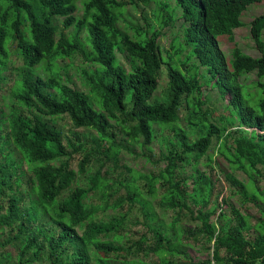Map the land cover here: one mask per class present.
I'll use <instances>...</instances> for the list:
<instances>
[{
	"label": "trees",
	"instance_id": "16d2710c",
	"mask_svg": "<svg viewBox=\"0 0 264 264\" xmlns=\"http://www.w3.org/2000/svg\"><path fill=\"white\" fill-rule=\"evenodd\" d=\"M76 1L82 4V16L75 15ZM148 1L151 0H145ZM174 1L185 27L182 42L172 44L163 57L158 44L160 30L147 33V29L139 28L131 36L118 26L121 11L135 5V0H0V82L7 68L9 47L20 51L26 67L13 90L19 106L13 105L4 119L0 111V199L6 198V206L0 204L4 210L0 230L8 232L0 241V249L12 247L15 264H33L42 257L49 264H150V256L157 258L154 264H169V258L184 256L186 251L175 234L182 210L196 224L184 229L183 235L201 243L202 250L211 254L210 259L199 264H264V219L252 225L249 214L226 199L219 202L218 196L215 208L209 210L214 184L196 168L215 136L218 152L231 170L225 180L233 193L255 206H264L263 190L255 183L262 176L258 167L264 166V14L250 22V35L259 56L247 55L234 40V30L242 26L240 16L247 6L263 0ZM32 3L38 8L34 9ZM168 9L166 3L159 2L156 20L160 28L172 21ZM56 18L63 19V31L57 39ZM218 37H226L232 44L230 66ZM72 56L87 65L80 73L90 95L65 84L59 75V61ZM192 58L205 69L206 84L227 100L229 117L222 127L209 122L202 110L205 103L198 67H186ZM162 66L167 90L162 98H153ZM41 71L48 76L36 75ZM252 72L257 78L252 85L261 96L255 92L246 94L245 99L244 85L239 80ZM181 111L185 113L184 120ZM60 116H67L76 129L94 131L95 136L73 133L76 144L68 140V151L53 120ZM119 116L132 123L127 131L131 139L138 142L142 138L139 144L145 147L160 137L164 128L171 133L170 138L162 136L167 151L163 156L165 166L158 178L149 180L150 193H154V181H158L165 194L160 204L175 211L167 231L156 223L155 214L140 198L136 186L128 185L124 202L115 203L105 194L107 178L98 172L90 177L88 189L76 186L60 199L71 189L76 175L85 173L90 153L78 163L77 171L68 163L83 145L103 148L107 161L114 160L120 143L112 121L119 122ZM4 123L8 125L6 135L2 134ZM16 152L31 166L26 190L20 189V177L10 184L16 176ZM190 161L194 162L192 188L187 192V181L179 177V170ZM235 170L247 175L248 182L238 180L233 175ZM9 185L22 192L4 195ZM92 191L99 204L86 201ZM134 203L142 205L149 217V223L144 225L150 235H141L132 242L128 246L132 259L119 262L117 257L127 251L119 245V231ZM223 205L232 216L225 224L220 222ZM109 209L118 213L111 215ZM260 211L264 216V210ZM98 214L102 217L97 218ZM214 216L216 220L212 222ZM90 252L98 257L92 258ZM11 259L12 254L6 251L0 264Z\"/></svg>",
	"mask_w": 264,
	"mask_h": 264
},
{
	"label": "rangeland",
	"instance_id": "374dc122",
	"mask_svg": "<svg viewBox=\"0 0 264 264\" xmlns=\"http://www.w3.org/2000/svg\"><path fill=\"white\" fill-rule=\"evenodd\" d=\"M162 1L169 6L168 13L172 16V21L167 23V26L160 28L156 20V15L159 12V2ZM160 1H148L145 0H135V5L126 6L119 16L118 26L127 31L131 36L134 35L137 29H147V33H151L154 30H160V37L158 38V44L161 47L163 57L166 56V51L170 50L172 44L178 46L182 42L183 31L185 24L181 17V11L175 6L174 0H160ZM34 9L38 8V4L32 3ZM76 12L75 15L82 16V4L80 1H76ZM264 14V0L258 4H251L247 6L246 10L240 16L242 26L234 30V40L237 46L247 55L252 57L259 56L255 44L250 35V22L256 16ZM25 15V14H24ZM167 14L163 15L165 18ZM62 18L54 19V24L57 29L56 39L59 36V33L62 30ZM169 20V19H168ZM146 24L149 26L147 27ZM70 29L65 31V34L68 35ZM264 42V31L262 36ZM219 45L224 52L228 66H230L231 55L229 54L232 44L229 43L226 37H218ZM20 51L9 47L8 48V59L6 70L2 73V78L0 82V111L2 112V118L4 119L5 114L10 113V109L13 105L19 106L14 100V86L20 80V75L23 71L26 70V67L23 64ZM186 52L181 56L182 58ZM119 57V54L117 53ZM198 67L199 72V81L202 84L203 90V101L205 105L202 110L205 112L206 117L209 122L213 123L217 127H222L224 124V119L229 117V111L226 109L227 100L221 99L218 91L215 88H212L209 84H206L208 79L205 69L199 67L198 62L192 58L186 65L189 69L191 66ZM60 71L59 75L63 82L72 88H75L87 95L89 94V87L82 78L80 73L83 69H87V65L81 61L76 56L60 60L59 61ZM34 72V71H33ZM32 72V73H33ZM45 72V71H44ZM36 72V75L40 74L42 77L48 76L47 73ZM257 78L255 72H252L246 76L240 78V83L243 86V95L244 98H247L246 94L258 95L261 96L260 90H255V84L252 85L253 81ZM264 82V79H263ZM167 76L165 67L162 66L158 74V87L156 92L153 95H156L158 98H162L165 95L167 90ZM254 86V87H253ZM26 116L29 114L24 113ZM232 115L237 120L236 112L232 110ZM180 117L184 120L185 113L184 111L180 112ZM50 117L44 116V119H49ZM56 128L61 132L64 145L68 144V140L71 143L76 144V141L72 137L73 133L83 134L86 137H94L95 133L92 130H87L83 128L76 129L70 122V119L67 116H60L53 118ZM238 122V121H237ZM114 126L113 132L116 135V141L120 143V148L115 156L114 160L107 161L106 155L102 152L103 148H95L91 144L83 145L82 150L75 153L73 158L68 162L70 168L74 171L78 169V163L83 159L84 155L90 153L89 162L85 167L84 174H77L76 179L71 187V189L61 195L60 199L65 198L70 191L75 189L76 186L88 189L90 187V177L95 175L97 172L101 177L107 178V185L105 186V194L110 197L111 201L115 203H122L126 197V187L130 184H133L138 188V194L140 198L148 202L150 208L156 216V223L160 225L165 231L168 230L169 224L172 222L173 217L175 216V211L171 209H165L160 204L161 200L165 197L164 190L159 186L158 181H154V193H150L149 180H155L158 178L159 174L165 166L163 161V156L166 154V144L163 142L162 136L165 138H170V131L168 128H164L160 133V137L156 140H153L149 146L140 145L142 138L138 139V142H134L131 137L127 134L128 128L132 125L130 121H123V118L119 116V122L112 121ZM235 125H237L235 123ZM7 123L2 126V134L6 135L8 133ZM232 127L229 126L228 130L232 132ZM229 146H233L232 140L227 139ZM106 147V146H105ZM13 148V146H12ZM219 142L216 137L212 138L211 146L206 154L202 157L199 163L196 165V168L202 172L212 183L214 184V191L212 194L210 204L208 209L215 208V199L218 196V201L221 199H226L227 202L231 203L240 210L242 213L249 214V222L254 225L257 222V219H264V216L260 209L264 210L263 205L255 206L254 203L244 201L240 196L235 195L228 183L225 180V174L230 173L231 170L228 166V163L225 161L219 152ZM68 151H71V148L67 145ZM15 167H16V176L10 182L14 184V181L17 177H20L22 184L20 186L21 190H26L27 180L32 176V173L29 171L30 165H28L24 160H20V155L16 152L14 156ZM194 162L190 161L189 164L182 165L181 170H179V177L184 178L187 181L186 191L190 192L192 188V177ZM258 169L261 171L262 176H259L255 179L256 185H258L264 194V166H259ZM233 175L243 183H247V175L242 171L235 170ZM16 186L13 188L7 187L4 189V195L9 196L11 193L20 194L22 191ZM251 191V189H250ZM95 193L92 191L87 194L86 201L92 204H99L100 200L96 198ZM264 199V197H262ZM0 199V204L6 206V198ZM125 202L123 204L124 210L127 209L128 205ZM195 209L192 205L190 206ZM224 211V217L221 219V223H226L232 218L230 210L226 206H222ZM109 214H117L113 209L107 210ZM143 206L139 203H134L129 208V212L122 224L119 234L122 235V239L119 242V245L122 246L126 251V254H120L117 257L119 262H124L126 259H132V252L128 251V246L138 240L141 235L149 236L150 232L148 227L144 224L149 223V217L144 213ZM4 215V210L0 209V218ZM102 217L98 214L97 218ZM212 222L216 220V216L211 218ZM231 221V220H230ZM232 223V222H230ZM155 224V223H154ZM195 223L191 220L190 215L186 210H182L180 213V222L176 225L175 234L177 242L185 248L184 256H177L169 258V264H199L206 259L211 258L210 251L202 250L200 246L201 243H194L193 240L187 239L184 234V229L194 228ZM4 230V228H3ZM0 230V241L8 236L6 230ZM106 238L103 237V240ZM150 244V240H148ZM91 250V249H90ZM93 250V247H92ZM8 251L12 254V259L4 264H15L16 256L15 251L12 247H7L5 250L0 249V257L4 256L5 252ZM91 257H98L95 253L90 252ZM95 260L92 261L94 263ZM148 263L154 264L158 263V260L154 256L147 258ZM27 264V263H24ZM33 264H49L48 260L45 257Z\"/></svg>",
	"mask_w": 264,
	"mask_h": 264
}]
</instances>
